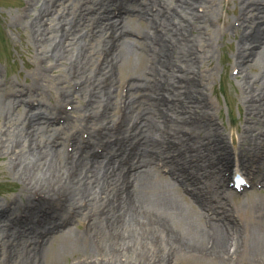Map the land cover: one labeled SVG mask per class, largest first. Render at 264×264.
I'll return each instance as SVG.
<instances>
[{
	"label": "bare ground",
	"instance_id": "1",
	"mask_svg": "<svg viewBox=\"0 0 264 264\" xmlns=\"http://www.w3.org/2000/svg\"><path fill=\"white\" fill-rule=\"evenodd\" d=\"M237 1L252 158L209 116L216 0H27L41 63L24 87L0 79V155L24 182L0 203V264H264V0Z\"/></svg>",
	"mask_w": 264,
	"mask_h": 264
},
{
	"label": "rangeland",
	"instance_id": "2",
	"mask_svg": "<svg viewBox=\"0 0 264 264\" xmlns=\"http://www.w3.org/2000/svg\"><path fill=\"white\" fill-rule=\"evenodd\" d=\"M27 5V0H0V79L13 80L18 88L33 82L32 66L38 67L41 63L39 60L40 55L33 57L31 54L32 51L36 52V50H39V47L36 48L35 45H31L28 39L30 38L29 34L25 33L23 28L20 27L21 16ZM239 15L240 6L237 0H216L212 13L213 22L210 25L211 33H214L215 40L209 44L211 52L205 54L204 59L205 69H207L209 64L215 69L214 83L206 86V92L213 107L209 110V116L212 121L210 122L232 147L235 146V148L231 147L232 152L238 151L246 157L250 156L252 158L254 155L250 153L249 147L243 143L242 146L236 140V136L242 131V125L246 117L244 106L239 101L240 90L244 87L243 82L240 81L241 75L238 74V70L233 69L232 64L234 53L239 45V31L235 33V28L227 31V25L225 24L226 20L233 23V27L237 28L240 25V20L237 21ZM192 34L204 43V39L209 37L210 32L200 31V28H197L192 31ZM204 46L206 47V45ZM198 47L199 53L204 51L201 46ZM42 65H46L45 60ZM252 74H255L254 70ZM48 75L56 76L53 70L49 71ZM67 106L71 110L72 106ZM204 132L205 134L208 133V131ZM12 165V160L9 161L0 155V203H6L8 199L16 197L19 190L24 186L23 180L20 181L14 176L16 172ZM226 175L225 173L223 174L225 177ZM234 176L232 177L234 178ZM226 188L228 189L227 191H231L234 195L230 199L232 204L236 205L245 199L243 189L239 191L230 187ZM257 188V190H253L250 193V197L258 196L259 193L264 192V186ZM250 189V186L246 187V190ZM241 217L243 221H246L247 216L242 214ZM82 226L85 227L84 224H81V229ZM239 259L237 257L234 261H239ZM70 261V259L63 260V264ZM7 264L10 263L7 262ZM177 264L208 263L191 257L180 256L177 258Z\"/></svg>",
	"mask_w": 264,
	"mask_h": 264
}]
</instances>
